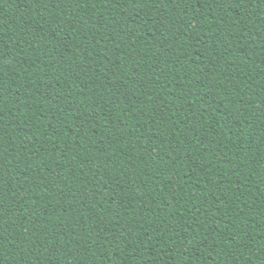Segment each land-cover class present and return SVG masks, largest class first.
<instances>
[{
	"label": "trees",
	"instance_id": "trees-1",
	"mask_svg": "<svg viewBox=\"0 0 264 264\" xmlns=\"http://www.w3.org/2000/svg\"><path fill=\"white\" fill-rule=\"evenodd\" d=\"M0 264H264V0H0Z\"/></svg>",
	"mask_w": 264,
	"mask_h": 264
}]
</instances>
